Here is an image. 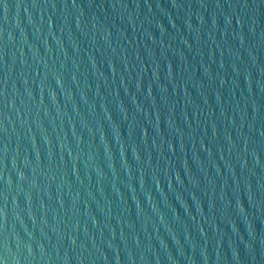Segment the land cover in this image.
Wrapping results in <instances>:
<instances>
[{
  "label": "water",
  "instance_id": "water-1",
  "mask_svg": "<svg viewBox=\"0 0 264 264\" xmlns=\"http://www.w3.org/2000/svg\"><path fill=\"white\" fill-rule=\"evenodd\" d=\"M0 264H264V0H0Z\"/></svg>",
  "mask_w": 264,
  "mask_h": 264
}]
</instances>
